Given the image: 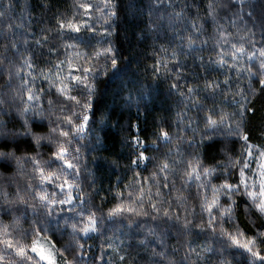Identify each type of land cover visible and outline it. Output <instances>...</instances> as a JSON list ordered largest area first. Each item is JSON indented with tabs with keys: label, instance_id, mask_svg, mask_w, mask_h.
Segmentation results:
<instances>
[{
	"label": "snow or ice",
	"instance_id": "snow-or-ice-1",
	"mask_svg": "<svg viewBox=\"0 0 264 264\" xmlns=\"http://www.w3.org/2000/svg\"><path fill=\"white\" fill-rule=\"evenodd\" d=\"M133 7L73 0L69 14L42 0L37 29L27 0H0V264H264V0L141 5L175 115L148 135L129 122L132 176L104 190L89 167L97 102L139 70L112 39ZM216 143L223 159L205 164Z\"/></svg>",
	"mask_w": 264,
	"mask_h": 264
},
{
	"label": "trees",
	"instance_id": "trees-1",
	"mask_svg": "<svg viewBox=\"0 0 264 264\" xmlns=\"http://www.w3.org/2000/svg\"><path fill=\"white\" fill-rule=\"evenodd\" d=\"M25 2L26 0H19L21 5ZM41 2L42 0H27V3L31 4L33 17L37 19L41 17L45 18L44 24L37 25V29L41 26H47L48 19L51 17V13H45L40 8ZM180 2L182 3L183 0H180ZM197 2L206 5V0H197ZM253 2L255 3V0ZM72 3L73 0H55L56 8L60 12H67L69 14L71 13ZM124 3H131L134 7L129 9L127 16L122 17L118 22L120 28L112 39L116 47L120 49L124 62L127 63L129 60L138 61L139 70L136 72L135 77H124L123 82L120 79L114 78L113 80H109L106 85L101 86L105 91L97 102L98 112L101 114L98 115V119L103 118L105 125L96 134L101 136L103 144L99 146L97 152L89 155V167L94 168L96 171L97 187H102L104 190H107L110 182L115 184L117 175L121 178V187L132 176L127 167L128 151L122 146V137L129 135V122L135 124L138 119L143 133L148 135L153 130L154 120L159 123L161 118L170 119L175 115V101L174 99H170L166 94L168 85L161 81L159 82V88H157L156 82H154L151 76L153 41L151 39L144 40L140 32L141 29L146 30L148 24L147 9L141 7V5L147 3V0H124ZM17 12H19V9H17ZM138 12H142L143 15L136 14ZM211 31L212 29L209 27V33ZM156 47H159L158 43ZM145 69L148 71L146 72ZM130 91L132 105L129 109L127 101ZM141 94H143V98L138 115L136 102L141 100ZM145 105H147L146 110ZM117 121L119 125L115 128L112 127V125L117 124ZM132 131L134 132L135 130L132 129ZM253 142L261 143L262 141L254 138ZM235 151L239 152V145L235 146ZM149 154L151 155V153ZM202 154L205 157V164L208 165L215 164L217 160L223 159L219 143L205 147L202 150ZM92 156L96 157L95 162L92 161ZM114 160L119 161V167L115 169L112 167V161ZM151 171L152 167L149 166L148 171L143 172L142 175L148 176ZM219 182L217 181V183ZM177 187H179V183ZM97 203H99V200ZM23 227L26 228L27 224H24ZM56 240H59L58 236ZM99 243V241H96V244ZM170 243L175 244V240ZM60 246L61 244L58 243L57 247Z\"/></svg>",
	"mask_w": 264,
	"mask_h": 264
}]
</instances>
